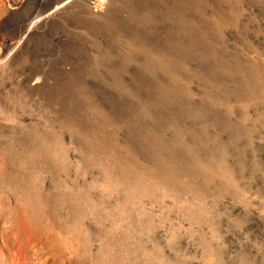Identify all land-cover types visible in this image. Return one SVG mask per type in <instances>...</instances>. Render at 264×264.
Returning <instances> with one entry per match:
<instances>
[{
    "label": "rangeland",
    "instance_id": "rangeland-1",
    "mask_svg": "<svg viewBox=\"0 0 264 264\" xmlns=\"http://www.w3.org/2000/svg\"><path fill=\"white\" fill-rule=\"evenodd\" d=\"M0 264H264V0H0Z\"/></svg>",
    "mask_w": 264,
    "mask_h": 264
}]
</instances>
